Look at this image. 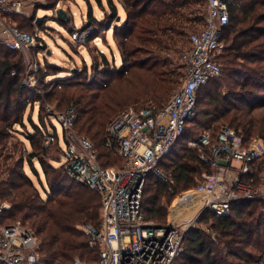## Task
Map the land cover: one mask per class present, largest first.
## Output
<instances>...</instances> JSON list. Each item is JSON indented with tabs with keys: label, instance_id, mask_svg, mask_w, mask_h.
<instances>
[{
	"label": "trees",
	"instance_id": "trees-1",
	"mask_svg": "<svg viewBox=\"0 0 264 264\" xmlns=\"http://www.w3.org/2000/svg\"><path fill=\"white\" fill-rule=\"evenodd\" d=\"M96 1L102 6L100 0ZM226 3L229 23L221 27L225 35L222 40L226 42L229 35L236 33L229 51L252 62L264 63V28L257 26L264 21V10H259L260 6L264 7V0H226ZM107 4L110 11L104 13V18L97 20L88 15L86 27L82 30H112L116 39H120L121 67L118 69L110 64L106 54L102 53L100 61L95 60L89 66V70L96 71L95 75L88 74L89 70L83 72L85 82L80 81L81 73L76 69L72 70L76 76L53 81V89L58 91L62 100L60 103L74 108L76 131L91 141L101 167H108L112 160L115 161L112 153L122 163L114 149L105 145L106 130L121 108L139 99L129 97L120 100L113 89H107L111 80L118 78L121 85L142 86L145 89L140 100L144 98V104L163 107L183 77L181 72L176 74L172 70V57L183 50L184 39L188 40L190 34L202 28L206 14L204 0H122L125 20L116 23L117 8L112 0H107ZM58 23L65 26V23ZM31 26L28 31L33 30ZM238 26L243 30H237ZM18 53L0 45V201L8 203L7 208L0 212V225L7 226L19 220L27 225L38 240L39 264H74L77 259L85 264H97L99 251L88 246L87 238L79 227L100 229V197L96 192L73 183L61 165L56 168L52 165L53 160L46 159L49 148L57 142L44 147L42 126L36 125L31 117L28 119L35 133H25V139L33 149L27 153L26 162L36 176L32 162L35 160L39 164L47 183L43 188L46 199L41 198L36 186L22 172L25 156L14 160L5 154L7 146L2 141L8 135L6 128L13 124L23 125L22 115L17 116L14 111L23 112L31 96L21 84L20 62L13 59V55ZM142 53L150 56L141 58ZM226 57L230 59L229 54ZM228 59L226 63L230 71L224 72L223 76L236 77L237 73L232 72L233 61ZM49 68L54 66L49 65ZM259 79L258 76L249 78L240 85L241 90L245 91L248 86L255 88L260 84ZM222 85H227L232 91L231 85L214 78L198 89L195 118L187 123L183 134L158 163V168L172 179L173 184L162 182L154 174L147 177L141 204L146 220L165 223L167 207L173 199L195 188L196 178L208 171V167L198 160L197 151L188 148L187 143L206 129L216 132L222 127L215 130L212 123L223 119L245 140L254 136L264 138V114L253 115L251 108L243 111L239 107L247 99L243 92L238 95L229 92L221 97L211 94L212 88L205 90L206 87L218 89ZM49 94L45 92L44 95L47 97ZM202 99L212 109L203 114L198 109ZM250 103L264 106V102H258L255 97ZM38 120L44 122L41 118ZM201 121L205 127L201 128ZM182 246L174 264H258L259 260L264 264V202H234L229 215L224 217L203 212L184 236Z\"/></svg>",
	"mask_w": 264,
	"mask_h": 264
},
{
	"label": "built area",
	"instance_id": "built-area-1",
	"mask_svg": "<svg viewBox=\"0 0 264 264\" xmlns=\"http://www.w3.org/2000/svg\"><path fill=\"white\" fill-rule=\"evenodd\" d=\"M204 7V25L188 37L189 47L181 57L182 82L167 104L161 108L153 103L129 108L108 126L105 145L114 149L122 160L121 167L98 164L92 143L76 133L73 107L54 116L63 133L59 165L73 183L100 197V229H83L88 246L99 251L97 264H174L182 251L184 236L203 212L224 217L234 202H264V140H245L234 129L222 126L216 132L206 129L187 143L208 167L198 176L197 186L182 193V197L192 196L186 204L189 207L199 203L195 217L186 218L184 223L157 224L146 220L141 211L150 174L173 184L158 163L195 118L198 89L222 73L219 58L227 45L221 38V27L229 21L227 3L204 0ZM19 8L18 1L0 0V45L23 54L35 49L37 54V47H43L39 31L24 32L4 19L18 14ZM79 34L78 39L85 40L83 33ZM28 83L29 88L33 86V81ZM55 141L60 142L57 134L47 133L42 144L48 147ZM37 249L36 236L20 222L0 225V264H39ZM257 263L262 264V260ZM74 264H80L79 260Z\"/></svg>",
	"mask_w": 264,
	"mask_h": 264
},
{
	"label": "rangeland",
	"instance_id": "rangeland-1",
	"mask_svg": "<svg viewBox=\"0 0 264 264\" xmlns=\"http://www.w3.org/2000/svg\"><path fill=\"white\" fill-rule=\"evenodd\" d=\"M19 2V13L18 14H10L6 16L4 19L6 20V24H14L19 29L22 28V31L32 33L34 30H38L40 33L39 43L42 44V48L37 47V54L35 53V49H29L26 51V55L23 52L13 55V59L16 62H20L21 68V84L25 88V90L31 94L29 101H27V105L25 110L22 111H14L17 116L22 115V122L23 125L20 126L18 124H13L12 127L6 128L7 138L2 142L6 143V155H11L14 160H18L20 156L24 155V164H23V174L27 176L33 184L38 189V192L42 199H46V194L43 188L47 186L45 181L44 174L42 170L39 168V164L34 160L32 162L33 168L36 171L37 175L31 170V166H29L26 162L27 153L32 151V147L29 145L28 141L25 139V133L29 132L30 134H34V129L28 119L31 117L33 122L37 125L39 124L41 127V131L44 134L47 133H54L57 134L59 137V141H56L57 144L51 146L48 150V154L45 156L47 160L51 159L52 165L58 168L62 160V153L64 150V143H63V133L60 124L54 119L57 113L64 111L67 107L65 104L62 105L60 102L62 101L59 98V94L57 90L53 89L54 80H63L67 77L76 76L72 73L73 69L80 71L81 79L80 81L85 82L86 77L83 76V72H87L89 70V66H91L94 61H100V54L105 53L107 59L109 60L110 64L114 65L116 68L121 67V57L119 55V48H118V40L116 36L113 35L112 30H105V31H94L92 28L87 30H82L86 27L88 15L93 16L97 20H101L104 18V13L109 12L110 9L107 6V0H100L102 6L96 0H14ZM117 8V13L119 20L117 18L115 20L116 23L124 22L125 20V13L121 9L122 7V0H112ZM55 7L53 10H62L66 14V19L62 22L56 19V14L53 13L51 7ZM259 10H264V7L260 6ZM38 21L39 26H36V22ZM60 23H65V26H61ZM229 23V21H228ZM122 24V23H121ZM231 24V23H230ZM33 25V30L28 31L30 27ZM108 26V23H107ZM106 26V28H107ZM258 27L264 28V21H261L257 25ZM25 29V30H23ZM71 30V31H70ZM237 30L242 31L243 28L238 26ZM94 32V33H93ZM96 32V33H95ZM99 32V33H98ZM79 33H83L86 37L85 40L80 41L78 39ZM96 35V36H95ZM236 33H232L231 35L226 38L225 44L228 48L227 51H223L221 53V59L219 60L220 65L222 67V73L219 77L214 78L217 80H222L225 84L232 86V91H229L227 85H222L220 88L216 87H206L205 90H211V94H215L216 96L223 97L224 95L227 96L229 92L234 94L243 92V96L247 99L243 101V103L239 106L240 108L247 110L251 108V113L253 115L261 116L264 114V106L260 105H252L250 100L255 97L258 102H264V63L258 61V63L252 62L251 59L247 60L243 58L241 55H236L233 52L229 51L231 40L236 36ZM94 36V37H93ZM225 35L221 32V38ZM93 37L92 39L88 40L89 38ZM183 50L179 51L178 54L174 55L172 58L174 66L172 70H175V73L181 72L184 73V67L182 63V54L188 49L189 43L187 38L184 39ZM109 44V45H108ZM229 54L228 59L226 55ZM150 56V55H149ZM147 54L142 53L141 58L149 57ZM233 61V69L236 77L233 75L229 78H225L223 76L224 72L230 71L229 67L227 66L226 60ZM233 59V60H232ZM50 66H54V68H49ZM56 68V70H55ZM242 72V73H239ZM88 74H94L96 71L90 69ZM86 74V73H85ZM130 75V71L127 77ZM253 76H258L260 79L258 82L260 84L256 85L255 88H248L243 91L241 90V84L247 82L249 78ZM74 78V77H73ZM183 78V77H182ZM33 81V86L28 87V82ZM214 81V80H212ZM74 81H72L73 83ZM181 82V81H180ZM213 82L210 81V84ZM180 86V83L176 85L175 89ZM65 89V88H63ZM67 89V87H66ZM108 90H114L117 93V96L120 100L128 99L129 97H134L138 99L133 104L130 103L123 108H121L114 117L118 116L120 113L128 110L129 108H141L145 106L144 98L140 100V96L142 95L143 88L140 85H132V86H125L119 84V79H112L110 84L108 85ZM71 90H74L71 88ZM45 92H49L50 94L46 97L44 94ZM253 92V94L251 93ZM33 94V96H32ZM174 94V91L171 93L169 98ZM231 94V93H230ZM238 95V94H237ZM34 100V103H32ZM202 101L201 106L198 107L199 113L203 114L206 110H212L207 105L206 100ZM144 104V105H143ZM51 114V115H50ZM41 118L44 122H40L38 119ZM202 122V121H201ZM201 128L205 127V124L201 123ZM220 126H229L227 123H224L223 119H220L217 123H212L211 127L213 129H217ZM230 127V126H229ZM199 129V127H198ZM76 130V128H75ZM77 133V131H76ZM77 135H79L77 133ZM80 136V135H79ZM253 138L261 137L254 136ZM38 140V138H35ZM89 140V139H88ZM250 140V139H249ZM261 140H264L262 138ZM90 141V140H89ZM91 142V141H90ZM96 151V150H95ZM180 153V152H179ZM112 158L115 160L112 164L108 167H121L122 163L115 157V154L112 153ZM99 162H102L99 160ZM198 181V177L196 178V182ZM40 182H42L40 185ZM70 184V183H68ZM191 190V189H190ZM183 193V192H182ZM182 193L178 194L171 204L167 207V214L166 220L163 224H169V219L175 221L177 223H184L188 218H194L197 211V207L199 203H196L194 207H179L177 210H173L172 206L176 199L182 198ZM195 201H198L196 196ZM163 201V200H162ZM0 206L7 208V202H1ZM177 213H176V212ZM179 211V213H178ZM99 212V210H98ZM175 212V213H174ZM178 216V218H175ZM20 222L21 221H15ZM8 223V222H6ZM11 222L10 224H14ZM22 224V223H21ZM26 229L30 230L27 225L22 224ZM206 228V227H205ZM80 230H83V227H79ZM31 231V230H30ZM32 232V231H31ZM33 233V232H32ZM38 244V240H37ZM38 251V249H37ZM39 254V252H38ZM78 260V259H77ZM80 262V261H79ZM80 264H85L84 262H80Z\"/></svg>",
	"mask_w": 264,
	"mask_h": 264
},
{
	"label": "bare ground",
	"instance_id": "bare-ground-1",
	"mask_svg": "<svg viewBox=\"0 0 264 264\" xmlns=\"http://www.w3.org/2000/svg\"><path fill=\"white\" fill-rule=\"evenodd\" d=\"M192 196H187V197H182L181 199H176L175 202L173 203V206H172V212L173 210H177L180 206H183V205H186V204H189V201L191 199ZM176 212V211H175ZM174 212V213H175ZM177 213V212H176Z\"/></svg>",
	"mask_w": 264,
	"mask_h": 264
},
{
	"label": "water",
	"instance_id": "water-1",
	"mask_svg": "<svg viewBox=\"0 0 264 264\" xmlns=\"http://www.w3.org/2000/svg\"><path fill=\"white\" fill-rule=\"evenodd\" d=\"M55 14H56V19L59 20V21L63 22L66 19V14L62 10H56ZM118 20H119V17L117 18V21ZM36 26H39L38 21L36 22Z\"/></svg>",
	"mask_w": 264,
	"mask_h": 264
},
{
	"label": "crops",
	"instance_id": "crops-1",
	"mask_svg": "<svg viewBox=\"0 0 264 264\" xmlns=\"http://www.w3.org/2000/svg\"><path fill=\"white\" fill-rule=\"evenodd\" d=\"M181 207L187 208V207H189V206H188V205H183V206H181ZM178 213H179V211H178ZM175 218H178V216H175ZM169 222H171V223H175V221H172V220H170V219H169Z\"/></svg>",
	"mask_w": 264,
	"mask_h": 264
}]
</instances>
